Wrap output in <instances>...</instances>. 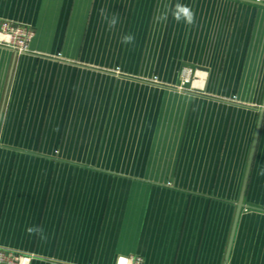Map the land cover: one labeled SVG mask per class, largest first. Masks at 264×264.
<instances>
[{
  "label": "crops",
  "instance_id": "0c3cea01",
  "mask_svg": "<svg viewBox=\"0 0 264 264\" xmlns=\"http://www.w3.org/2000/svg\"><path fill=\"white\" fill-rule=\"evenodd\" d=\"M2 20L34 37L0 36V248L264 264V0H0Z\"/></svg>",
  "mask_w": 264,
  "mask_h": 264
},
{
  "label": "built area",
  "instance_id": "2783aa9c",
  "mask_svg": "<svg viewBox=\"0 0 264 264\" xmlns=\"http://www.w3.org/2000/svg\"><path fill=\"white\" fill-rule=\"evenodd\" d=\"M33 31L25 26H17L10 21L0 22V36L5 42L12 45L19 51L29 50L30 42L33 39ZM186 82L191 79L192 70H186ZM23 256L16 252L0 248V264H23ZM27 259V258H26Z\"/></svg>",
  "mask_w": 264,
  "mask_h": 264
},
{
  "label": "rangeland",
  "instance_id": "374dc122",
  "mask_svg": "<svg viewBox=\"0 0 264 264\" xmlns=\"http://www.w3.org/2000/svg\"><path fill=\"white\" fill-rule=\"evenodd\" d=\"M2 21H7V20H2ZM2 21H0V22H2ZM23 27V26H22ZM32 31V30H31ZM33 34H34V31L32 32ZM33 37H34V35H33ZM4 42H5V40H3ZM32 42V41H31ZM128 46L131 48V52H130V54H135L136 53V47L138 46V43H136V42H133V43H129L128 44ZM133 48V49H132ZM120 61H122L129 69H136V67H138V63H139V61L137 60V59H135V58H129V59H122V60H120ZM183 70H181L182 71V78H183V81L184 82H186V70H189V69H191V67H184V68H182ZM145 77H147V78H152V79H154V81H158L159 80V76L158 75H154V76H145ZM182 90H186V88L185 87H182V85H181V87H180Z\"/></svg>",
  "mask_w": 264,
  "mask_h": 264
},
{
  "label": "clouds",
  "instance_id": "9594fccd",
  "mask_svg": "<svg viewBox=\"0 0 264 264\" xmlns=\"http://www.w3.org/2000/svg\"><path fill=\"white\" fill-rule=\"evenodd\" d=\"M179 7H182L183 8V15L188 19L189 22H191V18H192V13L190 12L189 9H187L186 7H183V6H179ZM180 17L177 16V19H179ZM116 23L115 19H113L111 21V24L114 25ZM134 40V37L131 36V35H128V36H125L123 38V42L124 43H130ZM260 175H264V168L261 169ZM29 233H33V232H36V231H39V229H36V228H29L27 230Z\"/></svg>",
  "mask_w": 264,
  "mask_h": 264
},
{
  "label": "water",
  "instance_id": "95a60500",
  "mask_svg": "<svg viewBox=\"0 0 264 264\" xmlns=\"http://www.w3.org/2000/svg\"><path fill=\"white\" fill-rule=\"evenodd\" d=\"M263 112H264V107H263ZM243 190L246 191V190H245V187H244ZM242 207H243V203L241 202V203L239 204V210H240Z\"/></svg>",
  "mask_w": 264,
  "mask_h": 264
}]
</instances>
